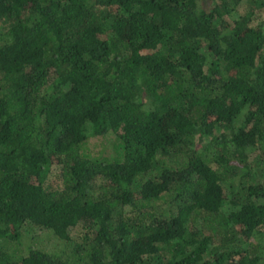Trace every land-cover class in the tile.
<instances>
[{"label": "trees", "instance_id": "16d2710c", "mask_svg": "<svg viewBox=\"0 0 264 264\" xmlns=\"http://www.w3.org/2000/svg\"><path fill=\"white\" fill-rule=\"evenodd\" d=\"M259 12L0 0V264H264ZM109 132L113 153L93 155Z\"/></svg>", "mask_w": 264, "mask_h": 264}, {"label": "rangeland", "instance_id": "374dc122", "mask_svg": "<svg viewBox=\"0 0 264 264\" xmlns=\"http://www.w3.org/2000/svg\"><path fill=\"white\" fill-rule=\"evenodd\" d=\"M249 4L243 3L241 4L237 10H235L232 14L234 16H239L243 15L246 11H248ZM260 16L264 17L263 12H259ZM256 13H254V16L252 15V22L254 23L257 21ZM115 140V135H113L111 132L107 133L106 135L103 136H94L90 137L88 139V147L89 149H92L93 155H98V154H105L108 155L111 152L113 153V148H112V143ZM248 157L254 159L258 156V150L253 149V148H248L246 149ZM25 237L30 238L29 240L34 242V246L36 248H39L43 251H46L48 253L54 254V255H60L68 257L66 254H63L64 250H67L65 242L62 240L58 239L55 237L50 231L44 230L42 228H28L27 229V234L25 233ZM76 239V238H75ZM255 251L261 255L264 256V247L261 249L256 248Z\"/></svg>", "mask_w": 264, "mask_h": 264}]
</instances>
